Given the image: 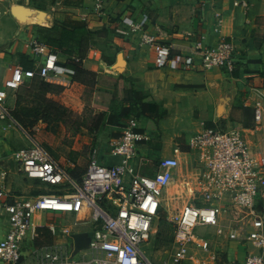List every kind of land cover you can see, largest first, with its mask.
<instances>
[{"label": "built area", "instance_id": "2783aa9c", "mask_svg": "<svg viewBox=\"0 0 264 264\" xmlns=\"http://www.w3.org/2000/svg\"><path fill=\"white\" fill-rule=\"evenodd\" d=\"M235 3L248 8L245 0ZM120 21L126 32L138 33V44L153 49L156 65L176 60L185 68L194 67L190 56L176 54L172 44L147 32L145 15ZM24 47L32 70L3 67L0 62V121L15 123L8 99L25 77L37 74L49 83L70 84L74 74L37 35ZM200 52L203 69L231 73L238 68L240 52L232 39L200 47ZM252 92L251 127L202 123L189 137L193 160L185 172L179 171L178 154L152 159L153 170L143 169L148 160L139 144L150 135L135 129L133 117L120 136L107 142V152L119 162L101 164L93 153L79 178L34 140L16 148L11 155L16 171L48 190L32 196L14 194L6 186L8 171L0 159V220L6 225L0 264H264V91L254 86ZM175 178L188 196L181 208L168 211L162 199ZM38 210L73 215L70 223L44 224L53 236L45 246L34 244L32 217ZM162 211L173 234L169 252L154 260L145 246ZM74 234L86 235V243L77 247Z\"/></svg>", "mask_w": 264, "mask_h": 264}, {"label": "crops", "instance_id": "0c3cea01", "mask_svg": "<svg viewBox=\"0 0 264 264\" xmlns=\"http://www.w3.org/2000/svg\"><path fill=\"white\" fill-rule=\"evenodd\" d=\"M4 1L10 4V13L2 21L5 26L9 18L12 21L16 18L23 24L34 20L38 23L34 25V31L25 33V26L21 24L17 35L24 39V43L20 50L16 48L9 56L12 60L11 66H18L20 54L26 55L24 45L29 37L37 35L44 40L38 31L40 27L50 28L54 22L66 18L80 19L86 23L82 30L78 29L73 33L63 31L59 39L68 46L70 53L57 52L47 43L57 52L60 63L65 65L68 61L77 59L83 68L97 76L99 74L103 77L102 73L111 72L116 77L124 75L129 78L126 85H135L143 90V101L154 102L160 106V113L156 117L129 113L125 120L127 123L133 117L136 120L135 129L150 135L146 143L139 144V149L148 160L142 164L146 172H149L147 167L149 162L153 164L152 159L155 157L174 154H178L182 160L180 172L191 167L193 157L188 154V140L202 123H211L209 126L221 123L243 125L244 120L250 119V125L243 126L249 128L253 124L251 105L255 96L252 87L258 86L264 91V0H245L248 2L246 10L235 3L238 0H82L78 4L66 3V0H36V5L30 4L29 0H0V3ZM142 15L146 16L147 32L160 42L172 44L176 54L190 56L194 67L185 68L176 60L156 65L153 49L138 44V33L126 32L125 24L120 21L122 17L137 20ZM86 33L89 34V47L80 58L76 53L77 40L71 39L70 35ZM222 39H232L239 50L238 68L231 73L216 67L203 69L200 65V47L213 45ZM102 40L115 46L110 50L113 52L98 47ZM3 56L0 55V62ZM4 73L7 75L8 70ZM30 78L25 77L24 82ZM63 82L62 80L51 84L65 88L76 82L88 84L72 80V77L70 84H62ZM9 99L8 105L15 123L0 121V159H3L4 168L8 171L6 186L14 194L32 196L48 188L24 178L13 165L12 152L29 144L31 139L18 143L20 139L23 140V133L18 129L20 125L12 114ZM105 126L102 127L107 132L104 152L101 155L103 141H100L99 145L96 143L92 154L96 155L101 164L113 165L120 158L109 154L106 147L107 142L116 137H111L112 124L106 123ZM102 129L97 131V136ZM247 135L249 138L250 135ZM12 143H16L14 147ZM60 164L73 177L79 178L83 173L74 174L71 163ZM33 184L37 188L31 193L28 188ZM187 196L185 186L175 178L163 195L164 209L167 202L170 203L178 197L183 205L185 201L182 199ZM182 205L172 210L179 209ZM164 215L162 211L160 216ZM70 216L73 220V215ZM50 220L62 223L72 221L66 222L64 215L60 213L38 210L33 214L32 224L35 229ZM5 231L6 225L0 220V238Z\"/></svg>", "mask_w": 264, "mask_h": 264}, {"label": "rangeland", "instance_id": "374dc122", "mask_svg": "<svg viewBox=\"0 0 264 264\" xmlns=\"http://www.w3.org/2000/svg\"><path fill=\"white\" fill-rule=\"evenodd\" d=\"M35 2L36 0H29L30 4L36 5ZM9 7L10 4L5 1L0 3V27L4 25L3 28H0V55H4L1 58V63L5 67L12 65L9 56L14 53L16 48L20 50L24 43V39L18 37L17 31L23 25L25 26L23 27L24 33L25 31L32 32L34 25L38 24L35 22L36 20L23 24L13 17L14 20L9 18V22L7 21L8 24L5 26V22L2 23V21L10 13ZM101 42L102 44L98 45L101 50L104 48L106 51L113 52L110 50L115 46H111L104 40ZM53 47L57 52L60 51L57 46ZM102 74H104L103 77L99 74L94 76L96 83L89 82L86 85L76 82L68 88L46 82L37 74H34L29 81L24 82L9 99L12 114L20 125L18 129L23 133V140L20 139L18 143L28 142L29 139L34 140L60 163H71L74 166V174L83 172L96 143L99 145L100 141H103L100 149L101 155L103 154L107 132L102 127H106L110 110L114 114L113 118L116 117L122 103L120 98L125 94L124 90L129 88V85H126L129 78L124 75L116 77L112 72ZM136 88H138V94L143 93L141 88L137 86ZM100 117H102V121L99 123V129L102 130L97 136L96 133L99 129L95 131L93 127ZM244 121L248 126L251 123L250 119ZM15 144L12 143V147ZM160 157H155L154 160L156 161ZM155 161H153V165H156ZM147 169L149 172L153 170L152 163L149 162ZM35 188L37 187L33 184L28 189L33 193ZM185 199L186 197L182 200L185 201ZM180 202L179 197L174 198L170 203L167 202L166 209L172 211L182 205ZM64 218L66 222L72 220L70 215L65 214ZM208 230L213 229L208 228ZM172 234L171 224L165 217L159 216L153 224V235L145 246L152 259L155 260L169 252Z\"/></svg>", "mask_w": 264, "mask_h": 264}, {"label": "trees", "instance_id": "16d2710c", "mask_svg": "<svg viewBox=\"0 0 264 264\" xmlns=\"http://www.w3.org/2000/svg\"><path fill=\"white\" fill-rule=\"evenodd\" d=\"M81 1L82 0H66V3L78 4ZM85 26L86 23L83 20L66 18L61 21L54 22V24L50 28L40 27L38 31L39 34H41L40 36L44 38V41L53 46H57L61 52L70 53L71 50L68 48V46L65 43L61 42V40H59L62 37L63 31L67 30L73 33V31H76L78 29L82 30V28H84ZM57 35L58 37H56ZM70 38H74L77 40L76 53L78 57L82 58L89 47V34H72L70 35ZM65 65L71 67L74 70L72 80L82 83H95L94 76L96 74L90 70L83 68L81 62L68 61ZM18 67L23 70H32L33 64L31 59H29L27 55L20 54ZM142 88H144V86ZM137 89L138 88H136L135 85L130 84L129 88L124 90L125 94L120 98V101L122 103L118 108V112L115 118H113L114 114L110 110L106 122L112 124L113 126L111 137H118L121 135L126 126L125 120L127 119L129 113H134L135 116L145 114L150 117H156L159 115L161 109L160 106L154 102L143 101L144 95L143 93L138 94ZM100 121H102V117H100L95 127H93L95 131L99 129ZM242 124L246 125V121H243ZM209 125L212 124L210 123ZM35 232L36 235L34 237V244L36 246H45L52 242V236L47 226H37L35 228Z\"/></svg>", "mask_w": 264, "mask_h": 264}, {"label": "water", "instance_id": "95a60500", "mask_svg": "<svg viewBox=\"0 0 264 264\" xmlns=\"http://www.w3.org/2000/svg\"><path fill=\"white\" fill-rule=\"evenodd\" d=\"M74 240H75V245L77 247H80L84 245L87 241V236L84 234H74Z\"/></svg>", "mask_w": 264, "mask_h": 264}]
</instances>
